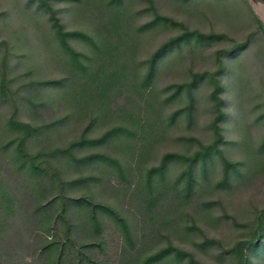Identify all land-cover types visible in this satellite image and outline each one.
I'll use <instances>...</instances> for the list:
<instances>
[{"label":"rangeland","instance_id":"obj_1","mask_svg":"<svg viewBox=\"0 0 264 264\" xmlns=\"http://www.w3.org/2000/svg\"><path fill=\"white\" fill-rule=\"evenodd\" d=\"M51 2L65 30L92 38L70 40L81 60L99 64L113 47L107 62L120 77L111 85L93 80L85 89L73 79L80 70L62 47L47 4L0 0V80L7 70L8 84L0 95V133L16 136L2 122L18 104L17 118L41 130L29 150L41 153L48 172L39 179L2 173L22 204L17 214L29 215L41 202L28 195L39 180L47 188L41 197L51 203L37 223L43 230L30 238L33 248L53 242L51 256L62 252L60 264H142L168 246L187 256L172 253L159 264H264V34L248 2ZM254 2L264 20V0ZM112 20L122 23L121 33L111 32ZM188 30L212 38L172 46L147 86L149 58ZM112 128L118 132L101 145L64 151ZM167 153L183 158L157 169ZM92 154L111 160H81ZM78 198L119 217L95 213L73 202ZM10 232L5 242L14 237ZM32 246L25 260L49 259L48 251L33 255Z\"/></svg>","mask_w":264,"mask_h":264},{"label":"trees","instance_id":"obj_2","mask_svg":"<svg viewBox=\"0 0 264 264\" xmlns=\"http://www.w3.org/2000/svg\"><path fill=\"white\" fill-rule=\"evenodd\" d=\"M34 1V0H32ZM187 1V0H186ZM253 11V14L255 15V19L258 23V28L263 32L264 34V24L263 22L258 18L257 14L254 12L249 0H246ZM39 2L47 4V8L50 11L49 13L52 15L53 20V27L55 28L56 35L60 39L62 47L64 50L67 51V53L70 55V58L72 59L75 66L80 70V73H78V76H75L73 79H75L76 82H79L84 86L85 89H87L90 85L93 84V82L100 80L101 83L104 85H111L113 81L117 80L120 77V74L117 73L116 69L111 70V63L110 59H113L112 56H114V48L108 50V52L105 54L103 53V59L99 61V64L93 61V58L89 57L88 61L89 64H86L85 60H81V55L76 52L71 43V39H81L85 38L89 40H92L91 37H88L87 34L83 31L78 30H65L63 24L60 21V18L57 16L56 9L54 8L51 0H39ZM158 19V18H156ZM155 19V20H156ZM113 25V29L111 32L113 33H121L122 31V23L119 22V20H112L110 22ZM212 35L204 34L198 31H184L178 36L173 37L170 39L169 42L165 43L162 47H160L148 60V68L145 71V74L143 76L144 83L148 86L152 83L156 71L158 68L159 60L161 59L162 55L168 51L172 46H180L182 43H189L191 40L195 39L196 42L202 43L206 41V39H211ZM110 42L107 40L105 41V45H109ZM112 44V43H111ZM113 46V44H112ZM94 64L95 67L98 68V70H95L92 68V65ZM100 69V70H99ZM103 71V73H102ZM7 76V70H5L4 76L0 80V95L5 96L8 88L7 81L5 77ZM87 76V78H86ZM95 80V81H93ZM45 83L48 84H59L60 81H47ZM194 84L190 85L189 88L191 89ZM220 90V87H219ZM218 90V91H219ZM217 91V92H218ZM216 92V93H217ZM11 102L13 103V100L11 99ZM19 112V105L16 104V107L12 114H10L8 117L5 118V120L2 122L3 124V130L6 132H16V136L12 138H6L3 137V132L0 133V262L5 260L7 264H34V262H28L27 259L30 254L23 255L25 251L28 250L31 251V246L33 245L32 240L30 238L34 239L35 231H39L41 228H37V223H39L40 218L43 214V210L46 209L48 203L46 202L47 199H44L41 197L45 191H47V188H44L45 185H43V181L39 180V186L40 188L35 189L36 185L33 186V189L28 190V195L32 198H39L41 201L38 205L35 204L32 210L28 213L29 215H21L17 214V211L21 208L22 204L20 203L19 206L18 203V196L16 194V190L12 188V186L7 185L5 180V176L2 174L6 170H10L12 173L17 175V177H21V174L28 176L31 179H39L42 177H48V172L44 170L43 166L45 161L41 160V153L33 154L29 150V145L32 143L34 139L38 140L40 136L38 134L41 132L40 128L38 126H35L28 122H23L17 118V114ZM118 132V128H112L105 132L100 138H96L93 140H89L87 138H80L78 142H75L74 144H71L70 148L65 149V152H69V149L75 148L77 146L82 147L89 145V143H93L96 146L103 144L105 141L112 138L116 133ZM71 156V155H70ZM183 158L179 155H175L173 153H167L162 159L161 164L158 166L157 169H164L166 168L167 164L175 158ZM105 160L110 161V157L107 155L99 154V155H90L84 159H81L83 162L93 161V160ZM189 159L192 160L190 163L189 169H192L193 164L198 159L197 155L190 157ZM51 179V177H49ZM26 188H28L26 186ZM29 189V188H28ZM73 202L77 204H89L92 209H94L95 213L99 210L105 209L106 211L110 212L113 217H119L118 213L111 209L110 207H107L102 204H96L88 201L85 198H78L74 199ZM27 213V212H26ZM20 215V216H19ZM12 219H17L16 222H13ZM11 230L9 233V236H14L13 238L9 239L5 242L4 238L6 235V232ZM43 230V229H41ZM8 237V236H7ZM96 242L92 243H86L82 245V247H93V245ZM37 246L33 248L35 254H42L44 252L48 251V257L51 260L44 261L43 264H60V260L62 257V252L57 254V259H52V251L54 248V243L49 242L48 244H39L37 242ZM172 253H174L175 258L184 259L187 254L183 252V250L179 248H174L172 246H168L166 248H162L158 250L157 252H154L152 255L147 256L146 259L142 264H159L169 258L168 256H171ZM25 256V257H24ZM247 257V255H246ZM18 258V259H17ZM15 259H17L15 261ZM193 259V258H191ZM23 260V261H22ZM194 264H199L197 261H192Z\"/></svg>","mask_w":264,"mask_h":264},{"label":"water","instance_id":"obj_3","mask_svg":"<svg viewBox=\"0 0 264 264\" xmlns=\"http://www.w3.org/2000/svg\"><path fill=\"white\" fill-rule=\"evenodd\" d=\"M249 2H250V4H251V6H252V8H253V10H254V12L257 14V16H258V18L263 22V24H264V20L260 17V15L258 14V12L256 11V9H255V2H254V0H252V2H251V0H249ZM254 3V4H253Z\"/></svg>","mask_w":264,"mask_h":264}]
</instances>
